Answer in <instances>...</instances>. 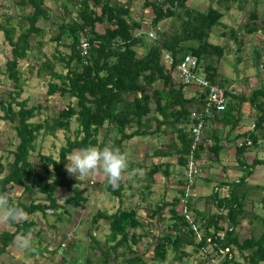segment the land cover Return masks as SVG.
Masks as SVG:
<instances>
[{
    "label": "trees",
    "instance_id": "1",
    "mask_svg": "<svg viewBox=\"0 0 264 264\" xmlns=\"http://www.w3.org/2000/svg\"><path fill=\"white\" fill-rule=\"evenodd\" d=\"M4 1L15 11L12 15L2 13L0 21V32L8 46L3 74L12 87L0 98V118L11 125L16 143L6 150L11 154L6 166L0 161V191L7 193L13 186H21L26 197L18 196L15 202L23 213L45 215L49 211L56 220L62 213L68 214L66 206L73 210L83 208L87 200L82 180L66 175L68 154L88 146L105 145L122 152L124 142L134 136L169 133L171 140L156 146L150 154L144 153L155 161L146 165L144 161L128 164L127 171L139 169L144 180V184L134 185L130 190L139 194L133 207L122 206L123 198L118 195L123 194L121 182L113 187L103 174L102 183L106 180L104 187L118 197V205L109 213L97 209L90 217L91 225L105 220L108 230L102 244L89 229L85 232L94 264H142L136 245L146 236L154 238V242L143 243L152 246L153 261H164L169 254L172 261L184 262L194 254L199 264H206L209 257L217 258V264H264V196L253 198L264 190V183L253 184L246 179L256 166L264 169V87L251 90L247 96L235 91L231 81L217 71L225 43L209 41L211 28L219 26L218 36L232 42L239 59L244 35L259 32L264 39V19L257 9L260 0H208L203 9L190 6L188 0H141V6L151 10L149 26L153 33L140 30L141 23L130 10L134 0H48L60 10L59 14H53L45 0ZM232 5L246 13L235 26L221 22L223 11L228 12ZM165 19L170 26L159 29L158 24ZM96 25H102V31ZM46 41L53 43V50L48 53L42 51ZM82 42L85 47H81ZM253 53L252 62L256 65L262 55L254 49ZM185 55L195 57L196 70L200 67L205 79L224 88V106L220 110L206 105V91L202 88L195 86L192 93L186 94L194 79L181 81L175 73ZM25 59L34 62L27 64L28 73L47 77V95L73 99L50 118L34 120L41 104L27 106L26 99H17L24 84L17 65ZM243 102L254 111L251 125L229 137V132L241 121ZM198 120L201 132L191 149L192 126ZM220 128H225L224 134ZM55 130L66 131L56 159L41 154L36 144L38 135H53ZM228 143L233 147L240 174L233 180L215 181L206 196L215 211L196 206L193 195L187 192V180L181 183L178 178L169 200L160 197L145 205L154 174L173 176L172 163L159 162L158 158L174 156L176 166L183 169L187 159H192L200 173L202 153L208 151L212 163H217L224 146L229 148ZM250 149L254 155L246 162L245 153ZM33 152L36 166L29 160ZM194 178L190 188L194 186ZM129 180L134 184L140 182L135 174ZM205 180L211 181L207 177ZM59 188L67 192L62 197L63 204L57 203L55 192ZM219 188L226 193L219 195ZM33 191L40 195V201L33 197ZM247 201L250 206L245 208ZM140 203L146 208L144 216L136 207ZM253 203H260L263 212L256 213ZM243 219L249 225L248 235L240 236ZM31 222L22 218L10 223L12 231H1L0 251L13 244L17 233L31 231ZM254 224L259 227L257 233L252 232ZM153 229H159L158 234ZM70 241V237H62L48 251L49 255L58 252L60 243H64L62 251L68 250ZM62 260L61 255L58 261ZM84 262L91 264L86 256Z\"/></svg>",
    "mask_w": 264,
    "mask_h": 264
},
{
    "label": "rangeland",
    "instance_id": "2",
    "mask_svg": "<svg viewBox=\"0 0 264 264\" xmlns=\"http://www.w3.org/2000/svg\"><path fill=\"white\" fill-rule=\"evenodd\" d=\"M119 1L122 2L125 0ZM207 2L208 0L187 1L190 6L199 9H203ZM45 3L49 6L53 14L60 13V10L57 9L56 5H53L48 0H45ZM7 4L8 2L0 0V21L2 20V13H8L9 15H12L15 11L14 7L10 6V4L7 6ZM257 9L259 11V17L261 19H264V0H260L258 2ZM130 10L134 19L140 21V30L145 33H153V29L149 26V19L152 16L150 8H143L141 6V0H134L131 2ZM245 14L246 13L244 10H241L240 8L237 9L236 5H232L228 12L223 11V17L221 18V22L226 25L232 24L233 26H235L243 21ZM169 26V20L165 19L161 21L157 27L159 29H166ZM96 29L98 31H102L103 26L96 25ZM220 30L221 28L219 26H213L209 35L210 42L225 43V50L217 65V71L218 73H220L219 75L225 76L229 81H231V86L235 89V91H239L245 94V96H247L251 90H254L260 86L264 87V39L262 38L261 34L257 32L251 35H244V45L238 53L239 59H236L237 54L233 52L234 46L232 42H226L222 37L220 38V36H218ZM52 47L53 43L46 41V43L42 47V51L48 53L53 50ZM253 49L255 50V52L257 51L260 56L262 55L256 65L252 62L254 54ZM7 57L8 46L3 40L2 33L0 32V98L5 97L6 92L12 89L11 82L6 79L3 74L4 61ZM30 63H34L33 60L25 59L18 62L17 67L21 70L22 76L24 77V84L22 86L21 93L17 99H26L27 106L34 105L35 103L41 104L39 112L33 118L34 120L43 119L46 116L50 118L51 115L56 114V112L61 107H64L67 102L71 103L73 99L67 97H60L56 94L47 95V77L36 76L34 72L28 73L26 71V68L27 64ZM197 68L198 69L195 71V74L197 77H199L201 74V69L200 67ZM56 69L58 70L59 67H56ZM192 82L195 84V81L193 80L189 83V90L185 91L186 94H190L195 90L194 87H191ZM195 86L197 85L195 84ZM192 109L193 108L190 107V110ZM1 114L2 112L0 109V115ZM243 114V118L246 119V121L242 119V123L240 124V126H238L240 129H245L249 127L251 125L252 118L254 115V111L248 106L247 103L244 104ZM238 127L235 128L238 129L236 131H239ZM73 128L74 125L72 124L68 133L71 134V130ZM101 132L102 130L100 131V133ZM224 132L225 128H222L221 134H224ZM230 133L232 134L234 133V131H230L229 135ZM65 134V130H55L53 135L52 133H47L42 136L41 134L38 135L36 139V144L37 146H39L40 153L43 155L49 154L54 159H56L57 150L59 146L64 144ZM169 140H171V135L169 133L160 136H134L124 142L122 147V153H124L128 157V164L134 161H140V163L141 161H144L143 163L144 165H146L149 162L155 160V158H152L148 155L144 156V153L150 154L153 148L165 142H168ZM15 143L16 138L14 136V131L11 125L0 118V161L3 163L4 166H6L7 162L11 159V154H9L8 151L13 148ZM7 149L8 151H6ZM205 153L209 155L208 160L206 158ZM70 154H68L67 158L70 156ZM245 154L246 162H249L251 157L254 155V152L252 149H250ZM258 155H261V153L258 152ZM174 158V156L158 158L159 161L170 162L169 160H173V162H170L172 163L170 170L172 171L173 176H169L167 178H164L160 174H156L153 176L154 182L151 183V191L149 195L145 197V205L147 203L155 202L160 197H164V200H169L175 193L174 180L178 178L181 183L185 182V178L183 175L184 169L182 167L176 166ZM29 160L33 165L36 166V158L34 152L30 155ZM235 164L236 163L234 162L233 148H228V146L226 145L224 146V149L220 152L219 161L217 163H212L211 155L208 153V151H204L199 161L200 173L196 178H194V186L192 188H187V192L193 195L192 199L193 201H195L196 206L208 208L210 211L216 210L213 204H211V202L207 200L206 196L211 192L215 181L217 183L218 181H222V179L224 178L225 180H233L238 177L240 171L237 169ZM134 174L140 178V182L136 184L132 183V181L129 180V177ZM66 175L68 177H74L69 175L68 173H66ZM102 176L103 173L100 172L92 177L82 180L81 185L86 186V191L84 195H86L87 197L86 203L83 208L73 210L71 207L66 206L68 214L62 213V215H60L59 218H57L56 220L54 219L55 217L50 214L49 211H46L45 215H41L38 212L31 213L30 215H26V213H23L22 218H26L32 221L30 226L31 231H29L28 233L32 234V238L34 240V244L38 251V254L31 256L26 261H23L20 256L17 257L13 255V253L17 254L15 248L13 246H8L7 251H0V264H53L52 260H48L47 258H45V256H48V253H46V251H49L56 247L59 243V240L65 236L71 238V244L69 245L68 250L64 249L65 251L59 253L63 256V264H86L84 262L85 256L89 258L91 264H94V256L92 255L93 252H91L87 247L88 236L85 232L89 229V232L95 235L96 239L98 240V243L102 244L104 236L108 230L105 220L100 219L96 223L91 225L90 217L97 209L109 213L114 210L116 205H118V197L110 194L108 190L104 187V185L106 184V180H104V182L102 183ZM206 177L210 178L211 181L207 182L205 180ZM246 179L249 183L263 184L264 169L260 166H256L253 169V172ZM90 181H92L93 183H90ZM120 182L123 187V193H125V195H123L122 193L118 194L120 195L121 199L123 198L122 206L133 207L135 203L139 200V194L130 193V190L134 187V185L140 186L141 184H144L143 174L139 169L129 171L126 170L124 177ZM217 191L219 195H224L226 193V190L224 188H219L217 189ZM7 193L13 196L14 198L18 196H22L24 198L26 197V194L22 192L21 186H13ZM55 193L58 195L57 203L63 204L62 197H64L67 192L63 188H59L58 191L56 190ZM32 195L33 197L37 198V201H40V195L38 193L33 191ZM261 195L264 196V190L262 192H259L258 196H253V198L257 200ZM197 197H200L199 200L197 199ZM249 206V201L245 202L244 207L248 208ZM136 207L138 208V213H140L141 216H144L146 213V208L144 207V205L142 206V203H140L136 205ZM253 207L256 213L263 212L260 203H253ZM68 216H70L71 218L69 219ZM248 228L249 225L246 222V219H243L239 228L240 236L248 235ZM252 229V232L257 233L259 227L254 224V226H252ZM3 230L12 231L13 226L11 224L0 225V232ZM151 231L154 232V234H158L159 229H153ZM18 235L20 234L17 233L14 236L13 241ZM63 241L66 243L68 242L65 238ZM148 241L154 242V238H152L151 236H146L136 245V252L141 253L142 255V264H199L197 260H195L194 254H192V257L188 258V260L184 262L172 261L169 254L167 255L164 261H153V259L151 258L152 246L143 244L144 242ZM207 251L211 253L212 250L210 246L207 247ZM52 258H55L54 261L58 262L56 260L55 254H52ZM217 261V258L209 257V260L206 264H217Z\"/></svg>",
    "mask_w": 264,
    "mask_h": 264
},
{
    "label": "clouds",
    "instance_id": "3",
    "mask_svg": "<svg viewBox=\"0 0 264 264\" xmlns=\"http://www.w3.org/2000/svg\"><path fill=\"white\" fill-rule=\"evenodd\" d=\"M67 161L66 172L76 179L84 180L102 172L113 187L123 179L128 168V157L119 148L108 145L103 148L88 146L75 151ZM22 217L23 209L15 202V198L0 191V225L14 224ZM13 246L23 261L38 254L31 233L16 236Z\"/></svg>",
    "mask_w": 264,
    "mask_h": 264
},
{
    "label": "built area",
    "instance_id": "4",
    "mask_svg": "<svg viewBox=\"0 0 264 264\" xmlns=\"http://www.w3.org/2000/svg\"><path fill=\"white\" fill-rule=\"evenodd\" d=\"M81 47H85V43L82 42ZM196 59L192 55H185L183 59L177 64L175 73L181 81H188L189 79H194L197 87L202 88L206 91V105L213 107L215 110H220L224 106V88L218 84L209 82L203 77L201 73L199 77L196 76ZM229 89V88H228ZM201 132V123L196 121L192 126V133L194 134V142L191 146V149L195 147V142L198 140V137ZM197 162L192 159H187L184 165V178L187 180V187L190 186L193 178L196 177L199 173ZM64 248V243H60L58 249V255L62 252Z\"/></svg>",
    "mask_w": 264,
    "mask_h": 264
},
{
    "label": "crops",
    "instance_id": "5",
    "mask_svg": "<svg viewBox=\"0 0 264 264\" xmlns=\"http://www.w3.org/2000/svg\"><path fill=\"white\" fill-rule=\"evenodd\" d=\"M191 87H194V88H195V85H191ZM196 87H197V86H196ZM192 90H193V89H192ZM245 103H246V102H243V103H241V105H240V110H241V113H242L241 121H242V119H243L244 121H246V119L243 118V115H244V114H243V107H244V104H245ZM247 109H248V108H247ZM241 121H240V123H239L238 126H240V124L242 123ZM244 121H243V122H244ZM238 128H239V127H238ZM248 128H249V127L245 128V129H248ZM245 129H240V128H239V131H236V130H238V129H235V130H234V133L241 132V131H243V130H245ZM232 135H233V133H232V134L230 133L229 137H232ZM230 143H231V142H230ZM230 143H228L229 146H230ZM229 148H233V147H229ZM203 153H204V152H203ZM203 153H202V154H203ZM205 155H207V154L205 153ZM153 161H155V160H153ZM157 161H159V160H157ZM169 161H170V162H173L172 159L169 160ZM199 161H200V160H199ZM159 162H163V161H159ZM157 174L159 175V173H157ZM154 175H156V174H154ZM175 186H176V185H175ZM123 195H125V193H123ZM8 246L11 247V246H13V244H12V245H8ZM8 246H7V247H8ZM7 247L5 248L4 251H7ZM13 247H14V246H13ZM44 250H45V249H44ZM46 250H47V249H46ZM62 252H63V251H62ZM46 253H48V256H45V258H47L48 260H49V259L52 260V261H53V264H55V262H56V261H54L55 258H52V255H49V252H48V251H46ZM54 254H55V253H54ZM54 254H53V255H54ZM13 255H15V256H17V257L19 256L18 254H14V253H13ZM55 255H56V260L58 261V259L60 258L61 255H58L57 253H56ZM38 257H39V256H38ZM58 262H59V263H58ZM58 262H56V264H63V261H61V262L58 261Z\"/></svg>",
    "mask_w": 264,
    "mask_h": 264
}]
</instances>
